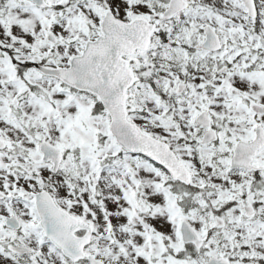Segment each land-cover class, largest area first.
I'll return each instance as SVG.
<instances>
[{"label": "snow or ice", "instance_id": "obj_1", "mask_svg": "<svg viewBox=\"0 0 264 264\" xmlns=\"http://www.w3.org/2000/svg\"><path fill=\"white\" fill-rule=\"evenodd\" d=\"M0 264H264V0H0Z\"/></svg>", "mask_w": 264, "mask_h": 264}]
</instances>
